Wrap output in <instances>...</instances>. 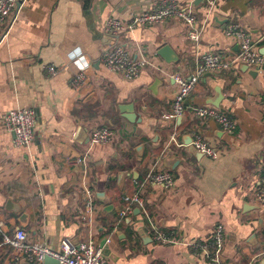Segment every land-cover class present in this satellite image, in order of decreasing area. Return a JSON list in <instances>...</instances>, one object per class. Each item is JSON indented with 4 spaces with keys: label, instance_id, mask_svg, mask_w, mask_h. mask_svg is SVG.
Wrapping results in <instances>:
<instances>
[{
    "label": "crops",
    "instance_id": "0c3cea01",
    "mask_svg": "<svg viewBox=\"0 0 264 264\" xmlns=\"http://www.w3.org/2000/svg\"><path fill=\"white\" fill-rule=\"evenodd\" d=\"M157 1L25 0L16 6L8 28L0 27V115L32 107L37 117L34 138L25 148L13 145V135L0 121L5 234L22 228L31 243L53 252L63 238L108 240L103 242L108 264H207V251L196 244L207 242L221 226L222 264H264V214L253 193L264 170V69L251 74L252 69L237 64L222 73H205L188 95L182 119L166 116L177 89L170 74L190 76L206 52L224 58L238 52L237 41L224 33L228 24L248 32L264 55V0H218L196 46L176 19L124 28L114 37L104 33L108 19L128 23L132 14ZM202 5L195 3L199 11ZM111 43L150 64L126 80L99 61ZM165 44L176 62L157 54ZM78 53L86 81L76 90L71 79L77 67L70 56ZM50 65L58 69L53 76L46 70ZM129 104L134 121L120 109ZM199 106L235 120L234 132L193 116ZM99 126L109 127L114 137L90 145V129ZM173 132L176 142L169 140ZM194 133L214 148L216 157L190 150L186 143ZM151 170L169 171L174 187L166 191L143 184ZM142 186L139 207L132 197ZM85 189L93 192V212L86 208ZM127 206L131 211L121 216ZM153 224L173 242H156ZM0 264L43 260H28L1 243Z\"/></svg>",
    "mask_w": 264,
    "mask_h": 264
},
{
    "label": "built area",
    "instance_id": "2783aa9c",
    "mask_svg": "<svg viewBox=\"0 0 264 264\" xmlns=\"http://www.w3.org/2000/svg\"><path fill=\"white\" fill-rule=\"evenodd\" d=\"M25 0H0V27L8 28L9 18L12 16L16 6ZM218 0H202V10L195 6V0L181 4L178 0H158L156 4L148 10L132 14L130 21L124 22L121 19L110 18L104 26L103 31L110 37H114L124 28L134 26H155L169 19L179 20L185 29L188 40L194 45H198L202 39L207 24L209 23ZM224 33L233 37L238 43V52L231 58H224L215 52H206L198 58L193 73L188 77L172 73L170 78L177 86L172 98L170 109L166 116L177 119L183 116L186 109V99L194 89L198 80L205 73H222L230 69L233 65L244 64L248 68L260 72L264 69V55L260 54L254 45L251 36L244 29L235 24H228ZM82 54L70 56L72 64L77 67L71 79L72 88L78 90L82 88L86 81L84 63H78ZM99 61L112 72L121 74L126 80H133L139 76L140 72L149 65L146 58H133L126 47L120 43H111L104 47L99 56ZM47 72L53 76L58 69L54 65L46 67ZM193 116L199 119H212L220 128L227 133L234 132L236 122L224 112L210 107L199 106L192 109ZM0 121L4 129L13 135V145L15 147H28L34 138L36 127V112L32 107H22L10 109L0 115ZM114 137L113 131L107 126L93 127L90 129L88 140L90 145L109 143ZM175 132L170 134L169 140L176 142ZM197 151L209 157H216L217 153L198 133L193 134L190 143ZM85 160V156L78 158L77 162ZM143 184L152 187H159L169 191L174 187V178L167 170H154L148 172L143 180ZM140 187L133 195L132 202L143 206L140 196ZM254 196L258 208L264 214V170L259 176L258 184L254 188ZM93 192L85 189L83 199L89 212L94 211L91 201ZM131 211L127 206L121 211V216ZM7 233V232H6ZM153 239L159 243L173 242V236L166 235L152 226ZM1 243L9 245L12 249L22 253L28 260H42L44 255L56 258L59 264H108V257L104 254V245L94 238L85 241H74L71 238H63L60 242L59 251L53 252L42 243H31L28 240L27 232L22 228L14 229L9 236L5 234L4 223L0 220ZM108 241V240H105ZM0 243V244H1ZM224 244V234L221 226H217L210 234L207 242L196 244L206 250L207 264H222L220 251ZM264 255V248L260 251Z\"/></svg>",
    "mask_w": 264,
    "mask_h": 264
},
{
    "label": "water",
    "instance_id": "95a60500",
    "mask_svg": "<svg viewBox=\"0 0 264 264\" xmlns=\"http://www.w3.org/2000/svg\"><path fill=\"white\" fill-rule=\"evenodd\" d=\"M199 2H202V0H195V3H199ZM216 18H218L217 15H215V19H216ZM157 54H158L162 59H164L166 62H169V63H170V62H176V61L178 60V57L176 56L174 50H173L169 45H167V44L161 46V47L157 50ZM244 67H245L246 69L248 68L246 65H244ZM249 71L251 72V74H254V73H255V71H253V70H249ZM120 109L123 110V112H124L123 115H124L125 118H127L128 120H131V121L133 120V121H134L136 115H135V113H134V111H133V106H132V104H129V105H121V106H120ZM180 119H182V117L177 118V120H180ZM189 141H190V142L187 141L186 144H189L190 150H191L192 152H194V153H195V152L200 153L199 151H197V150H196V149L190 144V143H191V138H189ZM200 154H202V153H200ZM99 195L102 196V194H99ZM108 207H110V206H108ZM108 207H107V208H108ZM107 208H106V209H107ZM136 211H138V210H136ZM104 241H105V240H104ZM104 241L101 242V245L103 244ZM104 253H105V254H108V249H107L106 251L104 250ZM42 260H43V264H59L58 260H57L56 258L50 256V255H44Z\"/></svg>",
    "mask_w": 264,
    "mask_h": 264
}]
</instances>
